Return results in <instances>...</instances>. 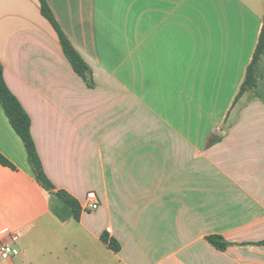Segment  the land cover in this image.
I'll return each instance as SVG.
<instances>
[{
  "label": "crops",
  "instance_id": "crops-1",
  "mask_svg": "<svg viewBox=\"0 0 264 264\" xmlns=\"http://www.w3.org/2000/svg\"><path fill=\"white\" fill-rule=\"evenodd\" d=\"M46 1L96 86L73 72L38 0H0L3 80L30 119L55 190L79 206L93 191L99 206L81 210L78 221L53 215L0 105V155L11 165L0 164V231L17 232L20 250L0 264H264V103L238 107L251 98L245 94L233 104L264 0ZM173 77L232 85L222 123L212 129L217 139L196 148L195 163L184 156L155 161V147L133 136L111 155L97 115L116 109L137 132L141 105L153 110L140 101L137 80L143 90ZM107 83L114 89L98 93ZM210 236L223 238L226 249L212 246ZM102 237L120 250L111 251Z\"/></svg>",
  "mask_w": 264,
  "mask_h": 264
},
{
  "label": "rangeland",
  "instance_id": "rangeland-1",
  "mask_svg": "<svg viewBox=\"0 0 264 264\" xmlns=\"http://www.w3.org/2000/svg\"><path fill=\"white\" fill-rule=\"evenodd\" d=\"M111 71V66H107ZM126 76L131 77L132 70L128 65L122 68ZM93 87L96 86L94 80ZM137 80L141 102L153 108L148 111L141 105L139 114V128L135 132L129 128V115L119 114L112 109L107 115L99 119L97 115L94 122H101L108 129V145L111 155H115L122 141L133 138L149 141L154 149L150 150L155 161H161L163 156L169 160L184 156L187 161L195 163L196 148L208 141L206 148L212 145V129L220 120L222 110L229 106L232 95L231 84L221 82H201L195 77H174L164 82L144 84ZM127 85L132 89L131 80ZM114 83L100 84L98 93H103ZM137 88H134V90ZM137 90V91H138ZM100 100V99H99ZM251 98L239 100L240 106L249 105ZM224 123V121H223ZM209 139V140H208ZM211 142V143H210ZM205 148V150H206ZM156 170L165 169L163 164L155 163Z\"/></svg>",
  "mask_w": 264,
  "mask_h": 264
},
{
  "label": "trees",
  "instance_id": "trees-1",
  "mask_svg": "<svg viewBox=\"0 0 264 264\" xmlns=\"http://www.w3.org/2000/svg\"><path fill=\"white\" fill-rule=\"evenodd\" d=\"M38 2L40 5L41 15L49 22L53 30L56 32L63 55L71 66L73 72L81 80H83L89 88H92L93 81L89 67L86 65V63L80 57L78 52L73 48L69 40L61 31L47 1L38 0ZM263 72L264 17L262 20L261 29L259 32L255 49L252 54L251 61L245 68L243 80L238 87L233 104L236 103L245 94H251V99H258L264 103ZM0 105L12 129L24 145L27 160L31 167L35 180L45 191L49 193L50 209L53 215L61 222H66L68 220L78 221L81 209L76 200L72 198L69 194H67L65 191H56L54 186L43 171L41 161L39 159L34 142L30 134V119L19 104L18 100L13 96V94L5 85L1 64ZM213 138L217 139V137L215 136H213ZM0 164L11 167V165L1 155ZM207 240L212 246L221 251L225 250L228 246V243L219 236H210L207 238ZM102 241L108 246L111 251L117 253L120 250L119 244L115 240H109L106 237H102ZM260 244L264 245V241L260 242Z\"/></svg>",
  "mask_w": 264,
  "mask_h": 264
},
{
  "label": "built area",
  "instance_id": "built-area-1",
  "mask_svg": "<svg viewBox=\"0 0 264 264\" xmlns=\"http://www.w3.org/2000/svg\"><path fill=\"white\" fill-rule=\"evenodd\" d=\"M99 200L95 192L89 191L86 193L84 202L80 209L85 212H95L98 209ZM106 233H110V228H106ZM19 241V234L15 231L2 230L0 231V259L9 260L12 257L19 255L20 250L16 247Z\"/></svg>",
  "mask_w": 264,
  "mask_h": 264
}]
</instances>
